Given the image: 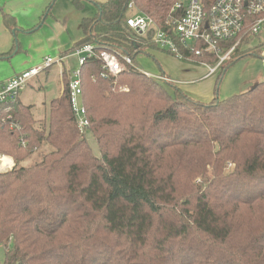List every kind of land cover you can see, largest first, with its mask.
Returning a JSON list of instances; mask_svg holds the SVG:
<instances>
[{
  "label": "trees",
  "instance_id": "obj_1",
  "mask_svg": "<svg viewBox=\"0 0 264 264\" xmlns=\"http://www.w3.org/2000/svg\"><path fill=\"white\" fill-rule=\"evenodd\" d=\"M87 1L97 12L83 18V37L65 54L111 47L138 68L103 78L98 57L81 66L98 155L78 126L66 72L46 117L20 96L0 105V153L16 163L0 171L4 264H264V80L208 102L174 82L170 92L136 58L151 47L175 53L154 42V28L140 35L127 19L143 13L172 33L183 15L178 0ZM5 22L14 18L5 14ZM261 50L241 42L217 81L240 59L264 57ZM184 57L219 61L210 52ZM38 150L39 161L21 164Z\"/></svg>",
  "mask_w": 264,
  "mask_h": 264
},
{
  "label": "rangeland",
  "instance_id": "obj_2",
  "mask_svg": "<svg viewBox=\"0 0 264 264\" xmlns=\"http://www.w3.org/2000/svg\"><path fill=\"white\" fill-rule=\"evenodd\" d=\"M86 2L82 9H78L74 0H0V53L5 54V58L0 59V82L20 70L43 65L48 57L54 60L51 67L31 78L20 93L23 103L33 105L37 119L48 115L49 102L60 95L64 86L61 74L67 73L68 68L71 71L81 68L77 57L66 59L62 64L60 61L64 58L62 53L79 39L82 16L94 15L97 11L93 2ZM5 14L14 18L11 27L5 22ZM242 43L247 49L262 48L264 56V33L250 36ZM136 60L143 72L158 79V76L163 75L162 71H166L173 82L188 91L193 98L206 102L215 96L228 98L264 80V57L256 54L246 56L230 66L220 82L217 81L218 73L204 77L207 68L201 65L202 70L186 74L179 60L158 47L139 53ZM160 81L170 92L173 91V84ZM82 134L98 155L99 148L93 134L90 131ZM40 159L41 150H38L21 164L30 166ZM3 257L4 249L0 248V264H4Z\"/></svg>",
  "mask_w": 264,
  "mask_h": 264
},
{
  "label": "built area",
  "instance_id": "obj_3",
  "mask_svg": "<svg viewBox=\"0 0 264 264\" xmlns=\"http://www.w3.org/2000/svg\"><path fill=\"white\" fill-rule=\"evenodd\" d=\"M174 10H181L183 15L173 22L172 33L156 27L153 18L143 13L132 14L127 22L140 35H145L154 28V42L159 47L175 53L179 59L185 58L186 50L197 56H201L203 52L213 53L219 58L216 65L207 61L200 62L201 66L207 68L206 76L215 74L243 39L264 33V0H178ZM229 42L233 43L225 51L224 44ZM73 54L79 59L81 66L88 59L98 57L103 64L101 74L103 78L116 76L129 67L138 68L130 55L111 47L101 48L88 44L76 49ZM60 62L62 64L64 58ZM53 63L54 60L48 57L43 65L32 67L1 84L0 105L15 102L29 80L51 67ZM67 73L71 103L78 126L82 132H86L89 128V119L81 102L83 94L81 68L76 71L68 69ZM158 79L165 82L174 81L165 74L158 76ZM7 118L12 119V115L9 114ZM10 128L20 129V126L11 122ZM15 165L11 155L0 153L1 172L11 170Z\"/></svg>",
  "mask_w": 264,
  "mask_h": 264
},
{
  "label": "crops",
  "instance_id": "obj_4",
  "mask_svg": "<svg viewBox=\"0 0 264 264\" xmlns=\"http://www.w3.org/2000/svg\"><path fill=\"white\" fill-rule=\"evenodd\" d=\"M87 0H84L83 2H84V5H85V3H88V2H86ZM95 1H97V2H105V1H107V0H95ZM97 10V9H96ZM97 12V11H96ZM96 14V13H95ZM94 14V15H95ZM94 15H84V16H82V18H81V22H82V20H83V18L84 17H92V16H94ZM82 37H83V33H82V29H81V23H80V36H79V39L76 41V42H78L80 39H82ZM75 42V43H76ZM74 43V44H75ZM74 46V45H73ZM72 46V47H73ZM71 47V48H72ZM70 48V49H71ZM160 49V48H159ZM68 51V50H67ZM65 52L66 51H64L63 53H62V56L64 57V61L66 60V59H71V58H76V56L73 54V53H71V54H68V57H66L67 55L65 54ZM170 55V54H169ZM172 56V55H171ZM172 57H174L175 59H177V60H179L180 61V63H181V65H182V67H183V72H185L186 74H193V73H195V72H197L199 69H201L202 70V68H201V66H199V65H197L196 66V64H193V63H187V62H185V61H183V60H181V59H179V58H177V57H175V56H172ZM139 66V65H138ZM33 67H36V66H33ZM30 68H32V67H28V68H26V69H24V70H20L19 72H17V73H15V74H13L12 75V77L13 76H16V75H18V74H20V73H22V72H24V71H26V70H28V69H30ZM64 69H66V68H64ZM63 69V70H64ZM69 69V68H68ZM68 69H66V70H68ZM62 70V71H63ZM163 72V74H165L166 76H168V74H166V71H162ZM41 74V73H40ZM39 74V75H40ZM206 74H207V72H205V75H204V77H210V76H214V74H212V75H209V76H206ZM62 75V81H63V74H61ZM151 75V74H150ZM12 77H10L9 79H11ZM170 77V76H169ZM9 79H4L3 81H1L0 82V85L1 84H3V83H5L7 80H9ZM41 87H43V86H41ZM62 89H63V87H62ZM62 89H61V91H62ZM186 91V90H185ZM186 92H188V91H186ZM61 93V92H60ZM20 100L22 101V98H21V96H20ZM52 100V99H51ZM23 102V101H22ZM50 103V102H49ZM26 104V103H25ZM49 106V105H48Z\"/></svg>",
  "mask_w": 264,
  "mask_h": 264
},
{
  "label": "bare ground",
  "instance_id": "obj_5",
  "mask_svg": "<svg viewBox=\"0 0 264 264\" xmlns=\"http://www.w3.org/2000/svg\"><path fill=\"white\" fill-rule=\"evenodd\" d=\"M176 57V56H175ZM150 75V74H149Z\"/></svg>",
  "mask_w": 264,
  "mask_h": 264
}]
</instances>
